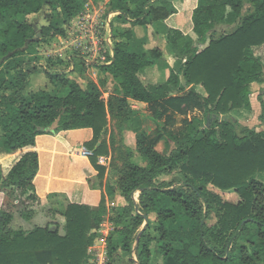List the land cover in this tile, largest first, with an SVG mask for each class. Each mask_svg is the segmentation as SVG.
<instances>
[{"label":"trees","instance_id":"16d2710c","mask_svg":"<svg viewBox=\"0 0 264 264\" xmlns=\"http://www.w3.org/2000/svg\"><path fill=\"white\" fill-rule=\"evenodd\" d=\"M86 3L0 0V193L34 189L39 172L36 138L54 125L57 134L91 130L92 137L83 147L92 152L88 161L98 179L104 180L106 168L98 159L110 153V116L121 114L129 120L135 116L129 101L143 103L151 111L156 131L140 135L135 151L149 165L142 168L126 159L116 173L117 190L126 204L121 216L113 218L122 226L123 254H132L133 237L147 219L134 264H153L152 241L157 242L164 264H264V130L240 126L231 118L233 112L251 111L250 86L264 81L263 65L252 52L264 45V0H193L194 37L160 24L178 13L172 0H109L108 9L117 13L111 23L117 38L113 57L107 58L110 63L101 71L116 83L114 96L106 103L95 83L81 86L65 75H47L65 92L25 94L36 68L47 71L44 65L32 63L28 51L43 39L64 38L63 27ZM31 15L44 16L47 22L38 29V40H34L35 25L23 20ZM115 25L122 31H116ZM149 25L164 35L169 56H183L179 70H169L161 84L145 85L139 74L157 67L162 50L135 52L131 47L132 28ZM221 25L235 28L223 33ZM263 94L257 97L260 117ZM194 112L227 120H214L210 128L200 130L188 119ZM178 117L183 118L182 130L175 129ZM164 137L176 141L169 155L155 149ZM175 172L184 179L178 186L162 180ZM209 186L235 193L238 201H223ZM113 196L114 190L106 186L97 208L67 203L59 212L65 221L63 235L57 226L55 231H15L10 214L0 210V264H86L106 215V198ZM151 215L157 220L153 230L148 224ZM211 215L215 222L208 226Z\"/></svg>","mask_w":264,"mask_h":264},{"label":"rangeland","instance_id":"374dc122","mask_svg":"<svg viewBox=\"0 0 264 264\" xmlns=\"http://www.w3.org/2000/svg\"><path fill=\"white\" fill-rule=\"evenodd\" d=\"M105 1L106 0H87V3L91 4L90 9H100L101 14L105 16V14L109 12L108 5H106ZM185 7H187V4ZM190 8L191 6L189 7V10ZM182 18V26L184 31H186L188 30V26L190 24L188 23L186 17ZM23 20L36 26V35L34 40L40 39L41 37H37V35L40 34L38 29L47 24L44 16L38 18L35 15H31L24 17ZM116 28H118L116 31H122V27L120 28V26H116ZM219 28L220 32L230 33L234 30L235 26L221 25ZM63 29L66 30L64 39H43L38 44H34L32 49L28 51V55L32 57L30 58L32 63L38 64L37 66L43 64L47 71H43L44 69L42 70L41 67H37L35 74H31V83L27 85L24 93H35L37 91L45 90L53 93L54 95L60 94L62 93V88H60L58 84L54 83L53 80L49 79L47 75H65L67 79H71L81 86H86L88 83H95L101 90L102 99L107 103L116 93V83L101 71V68L105 65L102 58L104 60L108 58L107 48L102 49V53L99 57H96L93 62L94 68L87 72L82 68L80 59L72 57L74 46L82 43L79 39L80 34L77 31V28L73 27L70 22L67 26L65 25ZM69 33L71 35H69ZM144 33L145 32H143V30L132 31V51L142 52L150 50V48L154 49L158 46L157 40L160 37H158L159 31L149 28V33H147V35ZM188 34L193 36L191 29L190 31L188 30ZM157 37L158 39L156 40ZM116 38V34L114 36L113 33V39ZM252 52L253 55L256 56L257 51ZM68 58H72L71 64L68 62ZM172 60L173 62H167V60H163V62L159 61V68L163 70L168 68L169 70L177 72L179 69V63L183 61V57L174 56ZM148 72L149 71H144L141 73L145 74V78L143 77V80L146 83L150 82L153 84L164 83L169 74V71L161 73L160 70L154 72L155 76H151L152 73L149 74ZM251 88L250 104L252 105V101H254L255 98L254 95H256L257 91L262 93L263 88L260 85H252ZM196 90L205 96L202 89L196 88ZM204 98L205 97H203V99ZM262 99L264 102V94L262 95ZM130 106L135 112V116L133 118L131 117L132 119L130 118L127 120L125 117L121 116V114L120 116L113 114L109 118L108 141L110 142L109 148L111 149L107 156L108 163L105 166L106 174L104 180L98 179L96 171L89 165V161L85 160L86 158L83 154V150H85V148L83 145L86 142L82 143V141H77L78 143H71L70 147L68 146L67 148V137L58 136V134L54 131L55 125L49 129L46 134V139H43V141L40 140L38 143V146L40 145L44 148V150H47L48 146L52 147L50 149L51 152H42L40 157V172L45 174L44 177L41 176L39 182L37 184H33V190L28 189L24 192L16 190L13 194L7 196L0 193V210L3 209L10 214L12 218L11 228L13 230L26 234L35 228H49L50 226H57L59 234L63 235L65 221L59 212L64 209L65 205L67 203L76 201L80 202V200H83V202H88L90 207L97 208L101 193L105 191L106 186H110L114 190V196L106 198V215L100 224L92 250L95 251L94 248H96V250H101L105 247L104 253L107 258L106 264H110L112 260L114 261V264H134L137 261V241L139 238V232L144 229L147 223L145 224L144 222L133 237L134 242L132 244V254H123L121 251L123 248V237L121 234L122 226L116 225L113 218L115 219L118 214L123 213V209L126 204L123 199L120 198L117 190L116 173L122 168L126 159H130L134 165L139 167H148V161L140 157L135 151V143L138 137L142 134L151 136L156 131V122L153 119L151 111L147 105L144 106L130 103ZM257 110L258 111L256 112H252V110H245L244 113H240L241 110H239L233 112L231 118L234 122L239 123L240 126L252 128L257 132H261L264 130V116L260 117L261 108ZM206 118L207 117L204 115V112H194L188 116V119L192 120L194 122V126L200 130H206ZM177 120L178 125L175 128L176 130L179 128L181 129L183 118L178 117ZM184 134L185 132L182 133L183 137ZM2 137L3 132L0 131V142H2ZM81 137H84V135L79 136V138ZM43 148H41V150ZM175 148L176 141L164 137L156 145L155 149L162 155H169ZM262 179L264 180V178ZM162 180L169 185L178 186L181 180L184 179L180 174L175 172L173 176L163 177ZM58 186L59 189H55ZM208 190L219 195L223 201L231 203L238 201V196L235 193H223L211 186L208 187ZM95 191L98 193L94 195ZM53 194L56 195L54 198H47ZM138 196V193H135L133 196V199L137 204ZM214 222L215 218L211 215L207 224L208 226H211ZM148 224L149 230H153L156 227L157 220L154 215L149 217ZM158 249L159 247L157 242L152 241L150 245L152 263L164 264ZM194 252L197 253L196 251ZM111 253H113L112 257L110 256ZM89 255L90 257L86 264H95L91 253H89Z\"/></svg>","mask_w":264,"mask_h":264},{"label":"built area","instance_id":"2783aa9c","mask_svg":"<svg viewBox=\"0 0 264 264\" xmlns=\"http://www.w3.org/2000/svg\"><path fill=\"white\" fill-rule=\"evenodd\" d=\"M90 6L91 4L86 3L83 9L71 21V25L77 28V31L80 34L79 39L82 41L81 44L74 46L72 57L79 58L82 63V68L87 72L94 68L93 62L96 57H99L102 53L103 48H107L108 52L109 50H112L114 40L111 23L113 18L117 15V13L114 12H107V14L103 16L100 9H90ZM69 35L71 34L69 33ZM102 60L105 65L110 63V60L108 59L104 60L102 58ZM71 61L72 58H68V62L70 64ZM83 154L85 158L93 155L92 152H88L86 150H83ZM107 163L108 158L106 157H100L98 159L99 165L106 166ZM92 248L93 247L89 249V253L93 256L95 264H106L107 258L104 253L105 247L101 250H96V248H94L95 251L92 250Z\"/></svg>","mask_w":264,"mask_h":264},{"label":"crops","instance_id":"0c3cea01","mask_svg":"<svg viewBox=\"0 0 264 264\" xmlns=\"http://www.w3.org/2000/svg\"><path fill=\"white\" fill-rule=\"evenodd\" d=\"M108 2H109V0H106L105 1V3H106V5L108 4ZM183 2H184V4H183ZM192 2H193V0H172V3H173V5L177 8V11H178V13L177 14H175V15H172V16H170L168 19H166L165 21H163L162 23H160V24H162L163 25V27L167 30V29H169V28H172V29H178V30H180L181 32H183L184 34H188V30L190 31V29L192 28V25H191V12H190V10H189V7L192 5ZM187 4V7H185V5ZM109 12H111L110 10H109ZM182 17H186L187 18V20H188V23L190 24L189 26H188V30H186V31H184V29H183V26H182V21H183V18ZM154 26L155 25H149V26H146V27H135V28H132V31H137V30H143V32H145L144 34H146L147 35V33H149V28H153L154 29ZM112 29V28H111ZM189 35V34H188ZM160 36V37H159ZM158 37H159V39H158ZM158 37L156 38V40H157V47L156 48H159V49H161L162 50V53H163V58H162V61H160V62H163V60H167V62H173V57L172 56H169L168 55V53H167V51H166V49H165V44H164V35L163 34H159L158 35ZM140 43H142V42H140ZM151 49H153V48H150V50ZM252 50L253 51H257V54H256V56L255 57H258L259 59H260V61H261V63H262V65H263V69H264V45H262V46H260V47H254V48H252ZM113 56V54H112V50H109V52H108V57L110 58V57H112ZM177 57H181L180 55H176ZM183 57V56H182ZM110 60V59H109ZM159 69V70H158ZM161 70V73H163V72H168L169 71V69L167 68V69H160L159 68V63L157 64V67H152V68H149V69H145V70H143V72L144 71H149L148 73L149 74H151V76H155V73L154 72H156V71H160ZM179 70V69H178ZM174 71V70H173ZM142 72V73H143ZM263 73H264V70H263ZM144 75L145 74H139V77H140V79H141V81L146 85V84H153V83H150V82H144V80H143V77H144ZM145 78V77H144ZM29 83H31L30 82V80H29ZM252 85H260L263 89H262V92H264V81H263V83H260V84H258V83H255V84H252ZM252 85L250 86V90L252 89L251 87H252ZM198 88V87H197ZM199 89V88H198ZM188 90V89H187ZM63 92H65V89H63L62 90ZM256 92V91H255ZM260 93H259V91H257V93H256V95H254L255 96V98H254V101H252V105H251V110H252V112L254 111V112H256V111H258L257 109H260V104H259V102H258V99H257V97H258V95H259ZM261 99H262V97H261ZM263 100V99H262ZM129 103H132V104H137V105H146V104H143V103H139V102H135V101H129ZM251 103V102H250ZM258 104V105H257ZM245 112V110H241L240 111V113H244ZM80 135H84V137H81V138H79V136ZM58 136H60V137H67V140H66V147L68 148V146L70 147V145H71V143L72 144H76V142L78 141V142H81L82 141V143H85V142H88L90 139H91V137H92V133H91V130H75V131H68V132H62V133H58ZM46 137H47V135H42V136H39V137H37L36 138V147H37V152H38V160H39V172H38V175H37V177L35 178V181H34V184H37L38 182H39V179H40V177L42 176V177H44V175L45 174H42L41 172H40V166H41V162H40V157H41V154H42V152H46V151H50V149L52 148V147H49L48 146V148H47V150H44V148L43 147H41L40 145L38 146V143H39V141L41 140V141H43V139H46ZM69 138H71V139H69ZM77 142V143H78ZM50 143H52V142H50ZM52 144H54V143H52ZM41 148H43L42 150H41ZM61 148V147H60ZM63 148H65V147H63ZM65 150V149H64ZM51 152V151H50ZM86 161H88V159L86 158L85 159ZM89 165H90V163H89ZM91 166V165H90ZM40 182H41V180H40ZM55 189H59V186L58 187H56ZM51 190V189H50ZM52 191V190H51ZM98 192L97 191H95L94 192V195L95 194H97ZM72 202V201H71ZM72 203H78V204H86V205H89L90 206V204L88 203V202H83V200H80V202H78V201H76V202H72Z\"/></svg>","mask_w":264,"mask_h":264},{"label":"water","instance_id":"95a60500","mask_svg":"<svg viewBox=\"0 0 264 264\" xmlns=\"http://www.w3.org/2000/svg\"><path fill=\"white\" fill-rule=\"evenodd\" d=\"M35 29H36V26H35ZM37 37H40V34H38L37 35ZM7 59V58H6ZM5 60V59H4ZM4 60H2V62L4 61ZM214 120H217L218 122H221V121H225V120H227L226 118H223V117H221V116H219V115H215V114H213L212 116H210V117H208L207 119H206V127L207 128H210V126H211V124H212V122L214 121ZM145 224L147 223V219H145ZM52 228H54V229H52ZM49 229H51L52 231H55V229H56V227L55 226H50L49 227ZM142 232V230L139 232V235H140V233Z\"/></svg>","mask_w":264,"mask_h":264}]
</instances>
